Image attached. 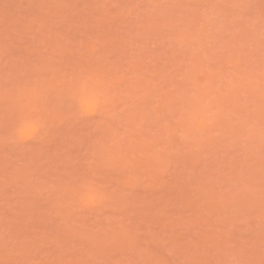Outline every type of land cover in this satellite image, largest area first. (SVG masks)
Instances as JSON below:
<instances>
[{
	"label": "rangeland",
	"instance_id": "374dc122",
	"mask_svg": "<svg viewBox=\"0 0 264 264\" xmlns=\"http://www.w3.org/2000/svg\"><path fill=\"white\" fill-rule=\"evenodd\" d=\"M0 264H264V0H0Z\"/></svg>",
	"mask_w": 264,
	"mask_h": 264
}]
</instances>
